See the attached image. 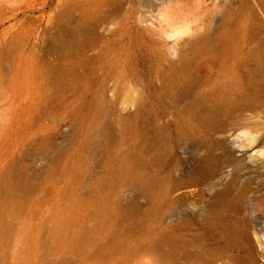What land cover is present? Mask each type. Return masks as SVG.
Instances as JSON below:
<instances>
[{
    "label": "rangeland",
    "instance_id": "obj_1",
    "mask_svg": "<svg viewBox=\"0 0 264 264\" xmlns=\"http://www.w3.org/2000/svg\"><path fill=\"white\" fill-rule=\"evenodd\" d=\"M246 218L264 0H0V264H264Z\"/></svg>",
    "mask_w": 264,
    "mask_h": 264
},
{
    "label": "water",
    "instance_id": "obj_2",
    "mask_svg": "<svg viewBox=\"0 0 264 264\" xmlns=\"http://www.w3.org/2000/svg\"><path fill=\"white\" fill-rule=\"evenodd\" d=\"M173 121H167L166 126H173L176 122V115H174ZM177 152L182 155L185 152V149L180 146L177 148ZM193 177L192 172L189 169V162L186 158L181 157L180 160V166L176 173L173 176L174 185L169 193L170 196H173L175 198H181L183 196H187L189 194V190L191 188H197L201 191L205 189V185ZM219 177L215 179V181H218Z\"/></svg>",
    "mask_w": 264,
    "mask_h": 264
},
{
    "label": "bare ground",
    "instance_id": "obj_3",
    "mask_svg": "<svg viewBox=\"0 0 264 264\" xmlns=\"http://www.w3.org/2000/svg\"><path fill=\"white\" fill-rule=\"evenodd\" d=\"M205 69L208 71H212L213 70V64L209 63L205 66ZM260 151V150H258ZM222 167L221 165L217 164L214 168H213V173H219L221 172ZM242 231H243V238L245 241V244L247 245L248 251L249 252H253L256 244H261V246L264 247V235L261 234V231L256 229L255 227H253V225L250 223L249 219L246 218L243 221L242 224Z\"/></svg>",
    "mask_w": 264,
    "mask_h": 264
}]
</instances>
